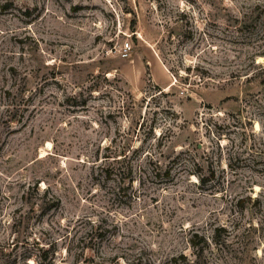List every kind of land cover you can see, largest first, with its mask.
Returning <instances> with one entry per match:
<instances>
[{
  "label": "rangeland",
  "instance_id": "374dc122",
  "mask_svg": "<svg viewBox=\"0 0 264 264\" xmlns=\"http://www.w3.org/2000/svg\"><path fill=\"white\" fill-rule=\"evenodd\" d=\"M0 264H264V0H0Z\"/></svg>",
  "mask_w": 264,
  "mask_h": 264
},
{
  "label": "built area",
  "instance_id": "2783aa9c",
  "mask_svg": "<svg viewBox=\"0 0 264 264\" xmlns=\"http://www.w3.org/2000/svg\"><path fill=\"white\" fill-rule=\"evenodd\" d=\"M126 48L129 50V45H126Z\"/></svg>",
  "mask_w": 264,
  "mask_h": 264
},
{
  "label": "crops",
  "instance_id": "0c3cea01",
  "mask_svg": "<svg viewBox=\"0 0 264 264\" xmlns=\"http://www.w3.org/2000/svg\"><path fill=\"white\" fill-rule=\"evenodd\" d=\"M167 85H164V88L166 87Z\"/></svg>",
  "mask_w": 264,
  "mask_h": 264
},
{
  "label": "trees",
  "instance_id": "16d2710c",
  "mask_svg": "<svg viewBox=\"0 0 264 264\" xmlns=\"http://www.w3.org/2000/svg\"><path fill=\"white\" fill-rule=\"evenodd\" d=\"M199 179V178H198ZM195 263V262H194Z\"/></svg>",
  "mask_w": 264,
  "mask_h": 264
},
{
  "label": "bare ground",
  "instance_id": "6f19581e",
  "mask_svg": "<svg viewBox=\"0 0 264 264\" xmlns=\"http://www.w3.org/2000/svg\"><path fill=\"white\" fill-rule=\"evenodd\" d=\"M49 146V145H48Z\"/></svg>",
  "mask_w": 264,
  "mask_h": 264
}]
</instances>
